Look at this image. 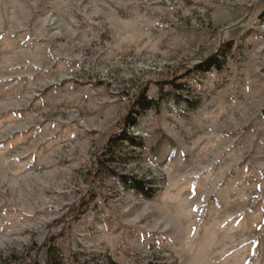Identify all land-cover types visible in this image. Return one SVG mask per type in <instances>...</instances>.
<instances>
[{
	"label": "rangeland",
	"instance_id": "374dc122",
	"mask_svg": "<svg viewBox=\"0 0 264 264\" xmlns=\"http://www.w3.org/2000/svg\"><path fill=\"white\" fill-rule=\"evenodd\" d=\"M263 12L0 0V264H264Z\"/></svg>",
	"mask_w": 264,
	"mask_h": 264
},
{
	"label": "trees",
	"instance_id": "16d2710c",
	"mask_svg": "<svg viewBox=\"0 0 264 264\" xmlns=\"http://www.w3.org/2000/svg\"><path fill=\"white\" fill-rule=\"evenodd\" d=\"M216 59V57L213 55L206 63H213L214 65H216L215 61L214 60ZM139 102H140V105L142 107V110L143 111H146L148 109H150L152 106H153V102H154V99L152 98H147L144 94V92L141 94L140 98H139ZM132 118L131 116L129 117H126L125 118V123L127 125H129V123H132ZM126 132H124L123 134H120L118 136H114L111 141H110V144H114V143H119L120 141H122L124 138H126ZM121 183L122 184H125V185H128L129 188L131 189H134L144 195H152L153 194V188L148 186L147 182L144 181V180H139V179H136L134 177H131V176H121ZM51 250H53L51 248V246H49ZM36 249V248H35ZM57 257L54 256V260L55 262H51V258L50 260L47 262V264H57V261H56ZM25 264H43L39 258L37 256H32V260L31 262H25Z\"/></svg>",
	"mask_w": 264,
	"mask_h": 264
},
{
	"label": "water",
	"instance_id": "95a60500",
	"mask_svg": "<svg viewBox=\"0 0 264 264\" xmlns=\"http://www.w3.org/2000/svg\"><path fill=\"white\" fill-rule=\"evenodd\" d=\"M264 16V12L262 13V15L260 17H263Z\"/></svg>",
	"mask_w": 264,
	"mask_h": 264
}]
</instances>
